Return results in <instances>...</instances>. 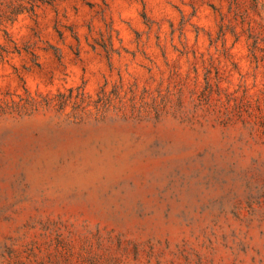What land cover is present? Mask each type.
<instances>
[{
	"label": "rangeland",
	"instance_id": "374dc122",
	"mask_svg": "<svg viewBox=\"0 0 264 264\" xmlns=\"http://www.w3.org/2000/svg\"><path fill=\"white\" fill-rule=\"evenodd\" d=\"M0 264H264V0H0Z\"/></svg>",
	"mask_w": 264,
	"mask_h": 264
}]
</instances>
